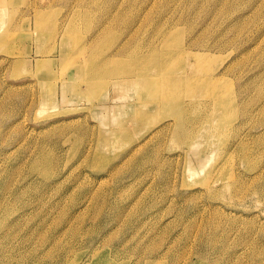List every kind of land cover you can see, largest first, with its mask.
<instances>
[{"label":"rangeland","instance_id":"374dc122","mask_svg":"<svg viewBox=\"0 0 264 264\" xmlns=\"http://www.w3.org/2000/svg\"><path fill=\"white\" fill-rule=\"evenodd\" d=\"M0 264H264V0H0Z\"/></svg>","mask_w":264,"mask_h":264},{"label":"bare ground","instance_id":"6f19581e","mask_svg":"<svg viewBox=\"0 0 264 264\" xmlns=\"http://www.w3.org/2000/svg\"><path fill=\"white\" fill-rule=\"evenodd\" d=\"M167 53L163 58L162 61H164V69L163 73L161 72L160 75L163 74L165 84L167 86V92L160 96L159 99L161 102L160 105H163L164 108L171 109L172 106H175V94L174 90L179 89V84L181 86L189 87V91L193 89L194 84L193 81H218L220 78H217L216 80L212 77V72L207 68V65H199L200 63H185V68H179L176 69L178 66V61L176 59H180V57L184 56H198L202 59V55H199V53H192L190 51L184 52L183 50H179V55L177 51H171ZM177 53V54H175ZM169 60V61H167ZM203 60H205L203 58ZM103 64V63H102ZM79 68V72L81 77L85 78L87 80L88 76L91 74L92 70L91 67L86 62H81L77 64L76 62L72 61V56H68L67 60L65 62V65L63 67L64 70L69 71L74 67ZM102 66V65H101ZM108 67L106 65L103 66V70L101 68V72H105V68ZM189 70L191 74L188 73ZM232 70V69H231ZM136 78L134 79V82H137L139 84L145 85V86H151V83H161L159 78V72H155L150 77H142V72L139 70L135 71ZM210 96L213 97L212 102L215 103L216 111H220L225 109L227 102L225 101V98H223V93L218 89V86L213 84L210 87ZM162 94V93H160ZM141 113H138V117H141ZM145 117V116H144ZM143 117V118H144Z\"/></svg>","mask_w":264,"mask_h":264}]
</instances>
